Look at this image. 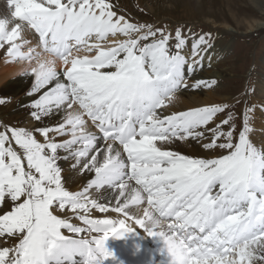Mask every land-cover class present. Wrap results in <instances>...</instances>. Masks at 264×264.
<instances>
[{
  "label": "snow or ice",
  "instance_id": "obj_1",
  "mask_svg": "<svg viewBox=\"0 0 264 264\" xmlns=\"http://www.w3.org/2000/svg\"><path fill=\"white\" fill-rule=\"evenodd\" d=\"M8 6L12 19L0 18V48L7 44L9 57L35 61L30 73L23 70L34 76L28 94L41 93L31 116L41 125L54 111L63 119L55 127L0 128V237L13 243L0 242V264H106L115 260L110 236L136 233L129 220L163 241L168 264L264 261V150L249 140L248 114L237 132L227 104L169 109L191 87L186 71L203 67L210 36L189 39L179 26L134 22L111 0H8ZM29 29L39 34L44 55L16 43ZM218 114L226 118L216 123ZM188 139L218 155L165 150ZM70 158L79 172L94 173L83 191L65 186L58 161ZM105 187L114 190L111 209L90 195ZM65 209L87 227L54 214ZM92 209L124 218L92 219ZM85 232L91 239L80 236Z\"/></svg>",
  "mask_w": 264,
  "mask_h": 264
},
{
  "label": "rangeland",
  "instance_id": "obj_2",
  "mask_svg": "<svg viewBox=\"0 0 264 264\" xmlns=\"http://www.w3.org/2000/svg\"><path fill=\"white\" fill-rule=\"evenodd\" d=\"M111 2L119 9V14L131 18L134 22H146L169 29L179 26L185 30L189 39L192 36H210L212 45L220 43L223 46L233 40L229 53L220 61V68L225 76L219 87L224 88L225 94L221 96H227L230 101L228 103H231L227 104L228 110L235 117L237 132L243 130L246 113L249 125L254 123L255 110L264 106L259 89L260 83L264 81V10L253 0H111ZM18 62L20 60H16V63ZM0 100L5 101L0 104V117L2 116L4 121L2 125L0 120V128L7 126L33 129L27 123L28 110L18 111L20 101H14V95L5 92L2 84ZM257 116L261 120L260 126H264V115L259 112ZM222 118L226 117L219 114L217 123ZM223 127L227 130V125ZM248 135L257 149L264 150V146L257 143L252 132L249 131ZM175 142L181 147V141ZM184 150L189 152L187 148ZM215 155L218 153L210 154L212 157ZM102 195L107 203L110 198L115 199L112 189L105 190ZM1 240L6 246H13L12 238L5 240L1 237Z\"/></svg>",
  "mask_w": 264,
  "mask_h": 264
},
{
  "label": "bare ground",
  "instance_id": "obj_3",
  "mask_svg": "<svg viewBox=\"0 0 264 264\" xmlns=\"http://www.w3.org/2000/svg\"><path fill=\"white\" fill-rule=\"evenodd\" d=\"M255 4H257L261 9L264 10V0H253ZM11 18V9L8 6V0H0V17L3 18ZM16 43L21 44V50L25 53H27L29 50L35 48L37 52H40L42 55L43 48L40 43L39 37L36 35L34 30H26L21 33L20 39L16 41ZM233 40L228 42L226 45H220V43H216L211 46L210 49H208V52L205 55V59L203 61V67H198L194 72L186 71L187 76V82L191 87L184 88L180 90L177 93L176 99L173 101V104L169 105V109L172 111H180V110H188L194 107H200V106H215V105H224V104H231L224 95V88H219L220 83H223L224 81V72L221 71L220 68V61L224 57L227 56L230 49L232 48ZM7 47L8 45H4L3 48H0V85L2 84L3 90L9 94L14 95V101H20V108L17 110L27 111L28 110V125L32 126V128L41 127V126H48V127H55L60 123L63 119V113L59 111H54L53 114L50 116L44 117L43 121L44 124L41 125L40 122L35 121L34 118L31 116V104L32 102L39 97L41 93H37L35 95H29L31 88L34 86V78L31 76V74L25 75L23 70L25 68L30 69L32 66L35 65V61L32 62V64H29L28 62L21 61L16 63V60L19 59H13L7 55ZM188 51V49H186ZM79 55L82 57L84 55H90L89 53L80 52ZM16 63V64H15ZM57 71L62 72L63 71V65L61 62H57ZM63 79V78H62ZM200 81H215L212 86L204 87L201 86L199 88L195 87L197 83ZM53 85H49L48 87L51 88ZM260 89V95L261 98L264 99V81L260 83L259 85ZM47 89H42L41 92L46 91ZM208 91L207 93H204V91ZM237 101V100H236ZM260 102H263V100H260ZM261 112L262 115H264V106H261L260 109L255 110V114L253 116L254 123L249 125L250 132L254 134V137L257 141V143L261 144L262 147L264 146V126H260L261 120L258 118L257 113ZM253 112H251L252 114ZM219 115V114H218ZM0 120L2 122V125L4 123L3 117H0ZM218 121V117L216 118V123ZM220 121V120H219ZM0 122V124H1ZM264 122V121H263ZM212 127H215V124H210L209 129ZM2 128V127H1ZM93 131L96 132L98 136H100L98 131L93 128ZM211 133L209 132V135ZM38 139L43 140L42 137L38 134ZM58 142H62L65 138L64 137H58ZM103 140L101 139L98 141V146H103ZM184 148L189 149L188 151H185ZM264 148V147H263ZM165 150L170 151H176L182 155H187L193 158H209L211 153H216L215 150H207L205 151L204 148L201 146V144L197 141L193 140H185L181 141V147L177 144V142L170 143L166 146ZM61 155H68L67 153H61ZM125 155V154H124ZM59 166L62 169V177L65 180V186L70 191H83V189L88 185V183L91 181V179H94V173H89L87 171L81 173L77 170V168L73 167V164H75V161L73 159H60L58 161ZM134 185V182H131ZM109 188L105 187L103 189H90V195L92 198L97 199L98 203L105 204L109 209L112 207H115V199L113 200L110 198L109 203L108 201H105L104 198L105 190H108ZM102 195V196H101ZM145 205H142L141 207H145ZM3 207L0 206V214H3ZM60 216V218L67 219L69 223H72L74 226L79 227H87L83 224V222L78 218L76 213L71 212L70 209H65L62 212L54 213ZM80 215H84V213H80ZM89 218L92 219H105V218H111V219H120L124 218L122 214L115 213L111 210L107 212H100L98 209H92L90 213H88ZM129 225L134 229L136 233H132L133 235H139L141 238L145 239L146 241H149L150 244L156 251L161 252V255H167L164 250V244L163 241L159 240L158 238H153L148 236L146 232L143 231V229L140 228V226L136 225L134 223V220L127 221ZM62 232L65 235L72 236L73 238H79L74 233H69L66 229H62ZM93 236L97 235L96 233L92 234ZM80 236L88 237L91 239V237L88 236V234L81 233ZM3 239H7V237H3ZM0 242H3L0 237ZM4 243V242H3ZM3 246H6L3 244ZM8 246V245H7ZM256 264H264V261L257 260Z\"/></svg>",
  "mask_w": 264,
  "mask_h": 264
},
{
  "label": "clouds",
  "instance_id": "obj_4",
  "mask_svg": "<svg viewBox=\"0 0 264 264\" xmlns=\"http://www.w3.org/2000/svg\"><path fill=\"white\" fill-rule=\"evenodd\" d=\"M55 58L54 57H51V56H44L43 57V60L45 61V62H51V61H53Z\"/></svg>",
  "mask_w": 264,
  "mask_h": 264
}]
</instances>
